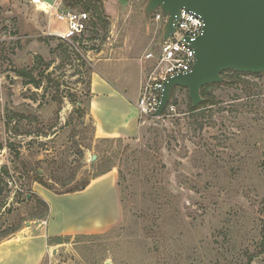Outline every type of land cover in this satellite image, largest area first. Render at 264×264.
<instances>
[{
	"label": "rangeland",
	"instance_id": "rangeland-1",
	"mask_svg": "<svg viewBox=\"0 0 264 264\" xmlns=\"http://www.w3.org/2000/svg\"><path fill=\"white\" fill-rule=\"evenodd\" d=\"M148 1L70 8L94 24L100 10L109 24L67 43L50 35L59 26L29 0H0V240L48 215L35 191L49 189L37 173L56 194L114 171L121 223L59 239L45 264H264V76L210 89L216 104L196 112L188 90L175 88L173 109L141 119L135 138L95 137L96 69L110 63L134 87L142 57L163 40ZM53 208L58 221L75 210L68 199Z\"/></svg>",
	"mask_w": 264,
	"mask_h": 264
},
{
	"label": "crops",
	"instance_id": "crops-1",
	"mask_svg": "<svg viewBox=\"0 0 264 264\" xmlns=\"http://www.w3.org/2000/svg\"><path fill=\"white\" fill-rule=\"evenodd\" d=\"M43 1V0H42ZM46 3L55 4L56 1ZM43 1V2H45ZM55 2V3H54ZM41 10L40 6H36ZM55 10L50 14L54 19ZM150 51V50H149ZM141 60L140 78L136 86H128L129 77L115 75L111 71L110 63H103L102 69L93 74L89 103V118L95 128L97 139L129 140L137 136L141 126V117L135 106L141 95V89L147 75L152 70V62ZM138 88V95L131 94ZM113 204L111 203L113 193ZM39 197L49 205V213L37 222L28 223L21 233L0 241V264H45L51 247L62 244L57 242L63 237L78 235H94L105 233L121 223V197L117 186V175L113 172L99 176L91 181L82 192L57 195L49 190H36ZM57 199H68L74 202L75 210L62 213V220L54 217L53 203ZM101 203L98 215L94 217L92 211ZM112 215L109 216L110 207ZM93 219L95 221L93 222ZM62 223L65 225L62 226Z\"/></svg>",
	"mask_w": 264,
	"mask_h": 264
},
{
	"label": "water",
	"instance_id": "water-1",
	"mask_svg": "<svg viewBox=\"0 0 264 264\" xmlns=\"http://www.w3.org/2000/svg\"><path fill=\"white\" fill-rule=\"evenodd\" d=\"M129 2L120 0L123 8ZM183 9L202 18L203 33L191 44L195 50L191 71L170 76L164 82L160 104L152 118L163 117L175 88L187 89L196 108L204 102L202 89L222 83L223 73H264V0H149L145 13L150 17L161 11L166 17V41L176 32ZM96 159L93 156V161Z\"/></svg>",
	"mask_w": 264,
	"mask_h": 264
},
{
	"label": "built area",
	"instance_id": "built-area-1",
	"mask_svg": "<svg viewBox=\"0 0 264 264\" xmlns=\"http://www.w3.org/2000/svg\"><path fill=\"white\" fill-rule=\"evenodd\" d=\"M29 1L35 6L43 2ZM44 3L47 7L41 10L47 14L55 10L54 20L59 26L57 29H50L51 36L72 43L90 30L93 18L88 12L65 8L61 2H56L54 5ZM152 18L154 22H163L164 25L166 23V17L161 11H157ZM203 29L202 18L196 13L183 9L177 21L176 32L168 40H162L157 52L150 50L146 54V61L152 62L153 67L144 80L141 95L135 104L141 119L152 118L157 111L164 82L170 76L191 71L195 60V50L191 44L202 35ZM168 108L173 109V105Z\"/></svg>",
	"mask_w": 264,
	"mask_h": 264
},
{
	"label": "trees",
	"instance_id": "trees-1",
	"mask_svg": "<svg viewBox=\"0 0 264 264\" xmlns=\"http://www.w3.org/2000/svg\"><path fill=\"white\" fill-rule=\"evenodd\" d=\"M63 4H64L65 8H76L80 4H82L85 7L86 11H90L91 6L93 5L92 4V0H63ZM101 15L102 14H101L100 10H96L95 11V17H94L95 24L93 22V25L96 26V25L100 24L101 26L107 28L106 26L109 23L107 21H104ZM20 76L29 78L30 82L28 84H34L35 83V78L33 77V74H31V73H25L24 71H21L20 72ZM248 76L259 78L261 76H264V73L263 74H245V73H238V72H235V71H227V72L223 73L222 74V78H223L224 81L222 83H219V84H211V85H208V86L204 87L202 89V91H201V95H202V97L204 99L203 104L201 106H199V107H196V108L191 107V111L192 112H196V111L200 110V108H202V107H206L208 105L216 104L215 99L212 97L211 94L208 93L210 89L218 88V87H222V86H229V85H232L234 83H238L244 77H248ZM173 101H174V91L172 92L171 100L169 102L168 107L172 105ZM79 109H80V107H79ZM3 172H4L5 175L9 174V172L6 171V170L3 171ZM39 175H40V173H37V176H36L35 180L38 183L42 184L47 189L52 191V188L46 182H44L43 178L40 177ZM90 183H91V181H86V182L82 183L79 186H75L73 188H70L69 190L65 191L64 193H56V194L57 195H64V194H72V193L82 192V191L86 190V188L90 185ZM40 203L45 207L46 215H47L49 213V205H48V203L46 201H44V200H42ZM41 219H43V218H41ZM0 241H2V240H0Z\"/></svg>",
	"mask_w": 264,
	"mask_h": 264
},
{
	"label": "bare ground",
	"instance_id": "bare-ground-1",
	"mask_svg": "<svg viewBox=\"0 0 264 264\" xmlns=\"http://www.w3.org/2000/svg\"><path fill=\"white\" fill-rule=\"evenodd\" d=\"M41 9H45L47 6L44 2H41V4L39 5Z\"/></svg>",
	"mask_w": 264,
	"mask_h": 264
}]
</instances>
